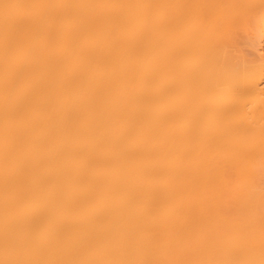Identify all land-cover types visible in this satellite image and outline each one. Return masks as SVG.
Here are the masks:
<instances>
[{
	"label": "bare ground",
	"instance_id": "bare-ground-1",
	"mask_svg": "<svg viewBox=\"0 0 264 264\" xmlns=\"http://www.w3.org/2000/svg\"><path fill=\"white\" fill-rule=\"evenodd\" d=\"M252 24L264 0H0V264H264Z\"/></svg>",
	"mask_w": 264,
	"mask_h": 264
},
{
	"label": "rangeland",
	"instance_id": "rangeland-1",
	"mask_svg": "<svg viewBox=\"0 0 264 264\" xmlns=\"http://www.w3.org/2000/svg\"><path fill=\"white\" fill-rule=\"evenodd\" d=\"M257 30L258 28H253V24L249 27L237 26L232 33L235 45V52H232L253 61L255 66L262 71L264 84V32Z\"/></svg>",
	"mask_w": 264,
	"mask_h": 264
}]
</instances>
